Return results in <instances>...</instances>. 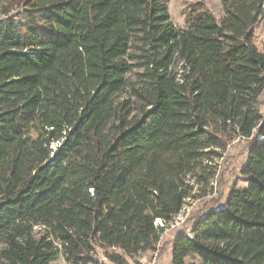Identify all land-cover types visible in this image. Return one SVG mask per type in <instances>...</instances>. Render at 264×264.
<instances>
[{"label": "trees", "instance_id": "16d2710c", "mask_svg": "<svg viewBox=\"0 0 264 264\" xmlns=\"http://www.w3.org/2000/svg\"><path fill=\"white\" fill-rule=\"evenodd\" d=\"M221 2V21L199 3L181 30L164 0L0 11V264L155 252L233 140L238 175L171 264H264V0Z\"/></svg>", "mask_w": 264, "mask_h": 264}, {"label": "rangeland", "instance_id": "374dc122", "mask_svg": "<svg viewBox=\"0 0 264 264\" xmlns=\"http://www.w3.org/2000/svg\"><path fill=\"white\" fill-rule=\"evenodd\" d=\"M168 4L169 14L174 26L178 29L186 28L187 11L199 3L205 5L207 10L215 14L216 18L221 21L224 17V11L221 0H164ZM24 0H0V11L6 14H14L23 7ZM255 40L257 46L262 48L264 44V17L256 25ZM243 140H233L227 147L222 158L216 159L217 173L208 183L195 185L191 197L187 198L186 204L178 216L171 224L165 227L166 231L161 236L157 250L147 252L144 256L135 260H130L129 264H171L170 244L177 233L189 231L191 228L190 219L200 214L207 206H211L220 196L221 192L227 195L229 185H225L229 179L233 182L234 176L238 175L236 169H239L242 163V157L238 155L241 152ZM239 186L245 185L238 183ZM192 185V182H191ZM225 189V190H223ZM222 195V194H221ZM221 197V196H220ZM92 264H111L103 255L102 250L96 251ZM53 264H69L62 255H59ZM185 264H202L201 260L194 256H188Z\"/></svg>", "mask_w": 264, "mask_h": 264}, {"label": "built area", "instance_id": "2783aa9c", "mask_svg": "<svg viewBox=\"0 0 264 264\" xmlns=\"http://www.w3.org/2000/svg\"><path fill=\"white\" fill-rule=\"evenodd\" d=\"M157 225H159V226H161V227H163L164 225H163V222L159 219L158 221H157ZM166 231V230H165ZM165 233V232H164ZM163 233V234H164ZM163 236V235H162Z\"/></svg>", "mask_w": 264, "mask_h": 264}]
</instances>
